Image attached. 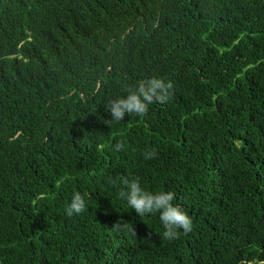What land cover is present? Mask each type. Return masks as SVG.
I'll use <instances>...</instances> for the list:
<instances>
[{"label": "trees", "instance_id": "16d2710c", "mask_svg": "<svg viewBox=\"0 0 264 264\" xmlns=\"http://www.w3.org/2000/svg\"><path fill=\"white\" fill-rule=\"evenodd\" d=\"M153 76L172 99L106 123ZM120 177L193 230L164 240ZM0 264H264V0H0Z\"/></svg>", "mask_w": 264, "mask_h": 264}, {"label": "clouds", "instance_id": "9594fccd", "mask_svg": "<svg viewBox=\"0 0 264 264\" xmlns=\"http://www.w3.org/2000/svg\"><path fill=\"white\" fill-rule=\"evenodd\" d=\"M174 95V85L172 81L165 80L160 76L142 79L125 89V94L110 101L107 111L111 115V120L106 123L120 122L126 115L138 118L146 117L150 106L154 104H167ZM124 142L117 141L114 150L123 151ZM144 158L151 160L157 158V150L147 149ZM114 185L119 184L117 198L126 202L128 207L135 211L140 218L158 214L159 221L163 226L162 238L166 241H173L179 238L181 230L187 235L193 230L192 218L178 204L173 203L176 199L172 191H148L141 186L140 179L120 177L112 180ZM85 196L79 191L73 192L71 200L65 209V215L69 218L79 216L88 211ZM127 227V222L117 221L112 229L121 231ZM150 238V235H149Z\"/></svg>", "mask_w": 264, "mask_h": 264}]
</instances>
